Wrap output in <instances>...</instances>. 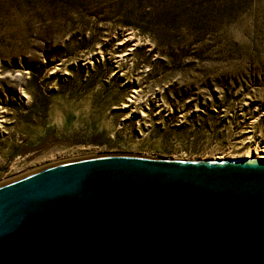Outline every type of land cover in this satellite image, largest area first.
I'll return each mask as SVG.
<instances>
[{
  "label": "rangeland",
  "instance_id": "1",
  "mask_svg": "<svg viewBox=\"0 0 264 264\" xmlns=\"http://www.w3.org/2000/svg\"><path fill=\"white\" fill-rule=\"evenodd\" d=\"M262 149L264 0H0V186Z\"/></svg>",
  "mask_w": 264,
  "mask_h": 264
},
{
  "label": "water",
  "instance_id": "2",
  "mask_svg": "<svg viewBox=\"0 0 264 264\" xmlns=\"http://www.w3.org/2000/svg\"><path fill=\"white\" fill-rule=\"evenodd\" d=\"M0 264H264V158L105 156L1 185Z\"/></svg>",
  "mask_w": 264,
  "mask_h": 264
},
{
  "label": "bare ground",
  "instance_id": "3",
  "mask_svg": "<svg viewBox=\"0 0 264 264\" xmlns=\"http://www.w3.org/2000/svg\"><path fill=\"white\" fill-rule=\"evenodd\" d=\"M217 158H220V157H213L212 159H217ZM223 158V157H221ZM243 158H247V159H260V158H264V149H262L261 151L259 150H256L255 153H252V152H247L246 155H244ZM171 160H174V159H171ZM186 160V159H184Z\"/></svg>",
  "mask_w": 264,
  "mask_h": 264
}]
</instances>
